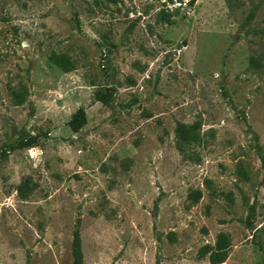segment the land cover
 <instances>
[{
	"label": "rangeland",
	"instance_id": "obj_1",
	"mask_svg": "<svg viewBox=\"0 0 264 264\" xmlns=\"http://www.w3.org/2000/svg\"><path fill=\"white\" fill-rule=\"evenodd\" d=\"M77 239L264 264V0H0V264Z\"/></svg>",
	"mask_w": 264,
	"mask_h": 264
},
{
	"label": "trees",
	"instance_id": "obj_2",
	"mask_svg": "<svg viewBox=\"0 0 264 264\" xmlns=\"http://www.w3.org/2000/svg\"><path fill=\"white\" fill-rule=\"evenodd\" d=\"M102 101L106 102L107 99L103 98ZM86 120V112L83 109H79L78 112L75 114L74 118L72 119L70 125L75 131H77L84 125V123H86ZM74 254L76 264H82V251L79 239L76 240V244L74 246Z\"/></svg>",
	"mask_w": 264,
	"mask_h": 264
},
{
	"label": "water",
	"instance_id": "obj_3",
	"mask_svg": "<svg viewBox=\"0 0 264 264\" xmlns=\"http://www.w3.org/2000/svg\"><path fill=\"white\" fill-rule=\"evenodd\" d=\"M185 44H186V42H185Z\"/></svg>",
	"mask_w": 264,
	"mask_h": 264
}]
</instances>
